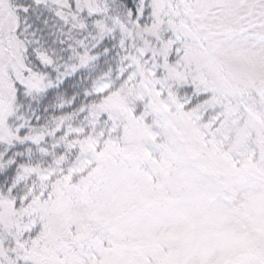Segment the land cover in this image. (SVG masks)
Returning a JSON list of instances; mask_svg holds the SVG:
<instances>
[{
    "label": "snow or ice",
    "instance_id": "obj_1",
    "mask_svg": "<svg viewBox=\"0 0 264 264\" xmlns=\"http://www.w3.org/2000/svg\"><path fill=\"white\" fill-rule=\"evenodd\" d=\"M0 264H264V0H0Z\"/></svg>",
    "mask_w": 264,
    "mask_h": 264
}]
</instances>
